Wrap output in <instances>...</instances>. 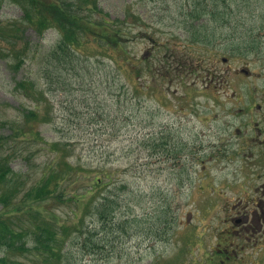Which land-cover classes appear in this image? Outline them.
Returning <instances> with one entry per match:
<instances>
[{
    "label": "rangeland",
    "instance_id": "374dc122",
    "mask_svg": "<svg viewBox=\"0 0 264 264\" xmlns=\"http://www.w3.org/2000/svg\"><path fill=\"white\" fill-rule=\"evenodd\" d=\"M96 2L126 18L130 41L117 63L90 45L86 57L56 64L53 28L42 36L23 29L17 70L0 56V157L24 183L0 215L11 214L25 241L46 224L60 247L7 256L21 264H264V0ZM21 17L17 4L0 0L2 25ZM22 110L37 114L33 133L20 137ZM68 166L76 173L58 185L60 198L25 196L42 173ZM95 174L107 177L99 189ZM103 195L112 213L105 224L94 214Z\"/></svg>",
    "mask_w": 264,
    "mask_h": 264
},
{
    "label": "trees",
    "instance_id": "16d2710c",
    "mask_svg": "<svg viewBox=\"0 0 264 264\" xmlns=\"http://www.w3.org/2000/svg\"><path fill=\"white\" fill-rule=\"evenodd\" d=\"M220 1L222 3L226 2V0ZM11 2L20 7L22 20L5 25L0 23V43L3 42L6 45V48L0 46V56H11L15 61L10 64L16 70L22 61L19 51L15 49L16 40L21 38L23 29L28 27L33 29L38 36L43 35L46 30L51 28L56 30L58 41L49 52V55L52 57L51 60L58 65L64 64L63 61L69 56H73L72 58L86 57V51L90 45H94L100 50V53L96 54L110 58L115 63L120 61L118 56L121 54L125 56L127 53L125 46L130 40L125 32L126 18H111L108 14L103 13L96 0H11ZM148 39L154 42V37L149 36ZM26 47L28 48V43L21 49L23 54ZM36 114L35 110H22L21 121L14 124L16 136L22 137L29 132L33 133L31 126L32 122L36 121ZM51 149L55 150V147ZM68 172L76 173V170L68 166V168H63L60 171L42 173V177L35 185H32V188L26 187L25 196L34 202L46 200L51 196L56 199L60 198L59 194L58 197L55 194L58 185L69 178L71 173L68 174ZM103 179H107V177L95 174L94 178L91 179L93 181L92 188H101ZM21 180L22 177L16 175L8 166L7 158L0 157V212L13 203V198L23 189L24 183ZM90 193L91 190H87L86 194ZM72 197L76 196L72 195ZM94 207V214L99 221L102 224L107 223L112 214L109 197L103 195ZM46 226V224H38L37 228L35 227L30 231L33 237L27 238L25 241L24 237L29 233L13 226L11 214L0 215V252H2L0 264H21L19 261H14L7 256L8 253L15 252V250L23 252L27 249H33L40 254H52L56 251V248L60 249L55 242L58 239V233L47 231ZM30 239L32 247L25 248ZM16 241H19V244H16Z\"/></svg>",
    "mask_w": 264,
    "mask_h": 264
}]
</instances>
